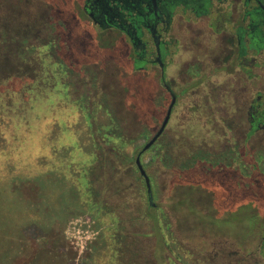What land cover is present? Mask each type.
I'll list each match as a JSON object with an SVG mask.
<instances>
[{"label":"rangeland","instance_id":"1","mask_svg":"<svg viewBox=\"0 0 264 264\" xmlns=\"http://www.w3.org/2000/svg\"><path fill=\"white\" fill-rule=\"evenodd\" d=\"M80 3L81 0H0V29L8 37L16 34L26 37L25 44L35 46L37 50L42 44H51L53 55L41 48L42 56L47 63L51 62V58L58 61L54 74L55 81H59L53 95H40L27 103L24 101L28 98L26 86L33 79L34 68L36 83L43 86L42 75L39 69L36 70L35 61L31 59L30 63L24 64L7 58L0 60V68L5 75L19 78L7 82L8 86L18 91L16 100L19 103L15 105L19 109L27 108L25 113L43 114L35 122V128L33 122L30 131L26 121H21L17 145L4 138L5 132L11 128L10 120H0V148L4 147L5 161L4 172L0 175V237L5 242L3 248L14 250L12 257L1 258L0 264H97L100 254L107 250L108 239L103 231L111 222V214L98 213L93 216L87 211L85 198L89 197L83 172L90 167L98 169L101 164L100 147L105 148V141L91 139L88 123L93 118L91 121L102 136L103 127L113 120L121 128L124 139L132 140L126 146L128 152L134 146H142L150 138L149 134L143 138V128L149 127L148 116L142 115L140 110L137 113L133 105L134 84L145 82L151 92H158L154 88V81L152 84L149 65L141 73L132 72L131 61L124 56V40L116 31H102L92 25L86 16L77 11ZM55 6L64 7L67 10L65 16L75 20L71 31L58 27L53 34L49 27L46 28L45 21L51 13L49 9ZM71 34L70 40L68 37ZM55 35L59 36L57 42ZM69 49L74 51L73 62L68 59L65 62L64 52L67 53ZM66 65L70 70L74 69V80L71 78L72 72L69 76L63 71ZM80 74L84 76L79 77ZM33 80L36 81L35 78ZM62 82L69 85L67 89ZM56 96L57 99L54 98ZM137 98L139 106L140 95ZM90 99L93 101L90 102ZM72 108L79 116L72 128H68L61 122V113L69 112ZM54 116L59 118L55 117V120L60 128L52 124ZM176 128L181 132L180 126ZM244 128L245 125L237 127L236 137L242 136ZM70 130L77 135L79 150L83 151H77L80 155L75 154V136L71 133L65 136L60 134ZM187 136L185 141L173 140L172 144L164 138L172 146L167 153L172 155L176 166L186 157L178 154L183 153L181 142L188 144L191 141ZM111 140L116 141L115 138ZM236 142L235 148L244 152L243 161L249 164L257 161L258 170L253 171L250 166L242 169L245 175H251V179L259 180L260 185L250 188L246 195L231 197L225 204L218 202L225 195L223 187L212 184L215 182L205 177L202 171L206 164L197 166L193 172H174L173 167L160 170L154 183L159 192L156 198L158 202L165 206L168 195L173 199L181 198L179 206L174 201L167 208L173 219L170 228L175 232L181 248L172 244L170 249H165L163 263L169 264L172 259L173 264H264V134L261 131L248 141L237 138ZM208 144L202 151L208 152L206 160L210 161L214 150ZM106 147L107 153L110 152V145L106 144ZM52 148L55 151L52 152ZM63 148L69 149V162L73 161L78 171L82 169L78 177L72 176L65 164L66 159L60 153ZM95 154L99 156L97 159ZM149 154L145 153L143 159ZM108 157L114 163L110 154ZM114 164H121L120 160ZM158 168H161L160 165L154 163L149 170L153 173ZM119 169L120 175L123 174V166ZM94 175L89 172L87 180L90 181ZM172 183L180 184L173 186ZM154 186L152 189L155 192ZM122 211L125 215L130 213L125 209ZM168 240L171 241L166 237ZM153 245L150 239L144 244L149 248L139 255L141 264L146 258H149V263H154L150 257V246ZM168 256L170 259L165 260ZM112 258L102 256L99 264H115ZM154 260L156 264H162L161 259Z\"/></svg>","mask_w":264,"mask_h":264},{"label":"flooded vegetation","instance_id":"2","mask_svg":"<svg viewBox=\"0 0 264 264\" xmlns=\"http://www.w3.org/2000/svg\"><path fill=\"white\" fill-rule=\"evenodd\" d=\"M78 6L77 11L86 16L92 25L120 35L126 46L124 56L131 61L132 72L141 73L148 65L151 69L152 84L154 81L157 93L151 92L145 82L134 84L135 110L148 116L149 127L143 128V138H147V134L150 138L142 145L143 151L147 150L144 145L155 137L164 123L151 145L161 135L171 144L173 140L185 141L187 135V139L191 140L188 144L181 142L183 153L178 155H186L184 160L177 166L170 164L167 169L172 166L184 173L206 164V170L202 169L205 177L215 182L212 184L223 187L225 195L218 202L225 204L231 197L246 195L250 188L260 185L259 180L251 179V175H245L242 169L250 166L253 171L258 170L257 161L253 160L251 164L243 161V150L234 145L237 138L245 142L255 134H261V131L264 134V0H81ZM49 11L45 26L49 27L50 33L55 34L58 27L73 28L75 20L65 16L67 10L64 7L55 6ZM55 38L57 42L59 36L55 35ZM68 39H72V34ZM64 53L65 62L66 59L75 60L72 49ZM73 70L66 65L63 71L69 76L72 72L74 80ZM62 83L67 89L69 85ZM139 95L141 103L137 106ZM74 113L72 118L70 115L61 117V122L68 127L69 120H72L73 126L79 116L76 110ZM55 117L52 124L60 128ZM91 119L88 123L90 136L97 140L98 129ZM243 125L242 136L236 137L235 130ZM176 126L182 128L183 134L176 131ZM186 132L189 134L185 135ZM207 137L210 142H207ZM206 143L214 150L209 163L198 160L193 167L183 166L190 155L199 151L202 153ZM167 145L166 153L172 147ZM152 150L151 155L154 153ZM204 154L207 156L208 152ZM140 155L136 156V165ZM95 157L99 156L95 154ZM154 163L147 168L148 172ZM83 174L89 184V173L85 170ZM152 186L154 183H151V189ZM154 190L153 196L158 197L155 186ZM118 193L121 196L116 197L117 202L121 205L126 201V211L138 217L140 195L137 188L131 185L123 191L120 185ZM166 200L165 213L170 215L167 208L174 201L180 202L181 198L173 199L168 195ZM89 203L87 201L86 207L90 214L97 216L102 212L96 209L89 211Z\"/></svg>","mask_w":264,"mask_h":264},{"label":"trees","instance_id":"3","mask_svg":"<svg viewBox=\"0 0 264 264\" xmlns=\"http://www.w3.org/2000/svg\"><path fill=\"white\" fill-rule=\"evenodd\" d=\"M1 31L2 30L0 29V32ZM3 32L4 31L0 33V60L7 58L9 60L11 59L13 61H20L24 64H28L32 59L36 63V70L39 69V74L42 75L41 80H43V86L40 87L36 83L37 75L34 68L33 79L35 78L36 81L32 79V83L30 82V84H28L27 86L25 85L28 93L26 97L28 98L24 101H27V103H31L40 95H47L46 97L53 95V89L59 83V81H55L56 76L54 74L56 61L51 58V62L47 63V61L44 60L41 51V48H45L46 50H49L50 55H53V53H51L52 45L42 44L41 47H39L40 49L38 48L37 50V47L25 44L27 41L26 37L24 38L23 36H20V34L13 35V37H8L7 33ZM16 32L17 30H15V33ZM140 62L144 61L141 60ZM38 66L39 68H37ZM14 77L18 76L13 75L11 77H8L2 72V68H0V120H10L11 128H9L5 132L4 138L8 142L14 141V145H17L19 141L18 132L20 131L19 125L21 121H26V126L30 131L33 126V122L35 128V122L37 120H40L43 114H34V112L28 113V111L27 113H25L27 108L19 109V107L15 105L16 103H19L16 100V94H18V91L7 85L8 81L19 79ZM50 78L51 80H48ZM57 93H60V91H57ZM30 96L32 97L31 99ZM74 114V108H72L69 112L61 113V117L69 115V117H71V115L74 117ZM71 122L69 120L68 128L72 127ZM103 128L104 132L102 133V136L98 135L97 133L99 137L95 141H105L104 146L105 148H107L106 144L110 145V152L107 153L105 148L100 147L101 164L98 166L97 170V167H90L87 170V173H95V175L86 186L89 199L85 198L86 201L90 202L89 211L96 209V211H102L101 213L103 215H105L106 213L111 214V222L104 227L103 231L104 236H107L108 239V244L106 246L107 250L103 251L100 254L97 260V264H99V260L102 258V256L106 255L112 256L115 264H141L138 258L140 254H142L149 248L147 246L144 247V244L148 243L149 239L154 243L153 246H150V257L154 261L153 264H156L154 258L161 259L162 264H167L163 263L162 259V255L164 254L163 256H165V249H170V247H172V244L174 245V247L181 248V246L179 245V240L175 236V232H172L170 230V225L173 220L172 215H168L167 213H165L164 205L161 202H158V200L156 199L157 195L153 196L151 187L149 189L144 175L140 173L136 165V156L138 155V153H141L139 158L140 164L147 173V178L150 182L149 185L151 186V183H156V179L160 175V170L167 169L170 164H173L172 155L168 156L165 150V146L168 143H166L163 135H161L155 141V143L150 146V148H146L147 150L143 151V146H134V149L131 152H128L126 146L132 140L124 139L122 131L120 130V127L118 125L114 124V122H110ZM70 133L75 136V154H79L78 152L82 153L83 151L79 150L77 135L73 130H70V132L63 131L60 134L61 136H65L66 134ZM114 138L116 139V141L111 140ZM177 143L178 142H175V144ZM151 149H153V155L149 154L146 159H143V155L150 152ZM163 149L165 151H163ZM3 150L4 147L0 148V175L4 172L3 168L5 164V161L3 160ZM53 150L54 149L52 148L51 151L53 152ZM68 150L69 149L63 148V151L60 153H62V155L66 159V163L70 168L69 171L72 173V176L74 174L78 177L81 174L82 169L78 171L77 168H75L74 162H69L67 156ZM199 152L200 153L196 152L190 155V157L186 159L183 166L193 167V165L197 164L196 162L198 160L209 163V161L206 160V156L204 154L205 152ZM108 154H110V157H113L114 163L120 160L121 164L116 166L112 161L109 160ZM75 157L76 156L72 157V160H74ZM153 161L155 163H158L162 167L156 169L153 172L154 174L147 171V168L153 163ZM15 162L17 164L16 160ZM120 166H123V174L121 175L119 171ZM174 172L178 171L175 170ZM120 185L122 186L123 191L127 190L131 185H134L137 188L140 195V204L139 208L137 209L139 210L140 215L138 217H135V215H132L131 213H129L128 215L123 214V217L121 216L123 212L122 210H127L128 205L126 204V201H124L121 205L117 202L116 197L121 196L118 193ZM175 204L179 206V202H176ZM166 237L170 238L172 242L170 240L166 241ZM173 238L175 240H173ZM4 243V239L1 236L0 260L3 257L4 259L12 257L11 253L14 251L13 249L10 250L9 248H3ZM140 244H142L143 246L141 247ZM169 259V256L167 258L165 257V260ZM149 262V258H146L144 264H151ZM168 263L173 264L172 259ZM100 264L102 263L100 262Z\"/></svg>","mask_w":264,"mask_h":264},{"label":"water","instance_id":"4","mask_svg":"<svg viewBox=\"0 0 264 264\" xmlns=\"http://www.w3.org/2000/svg\"><path fill=\"white\" fill-rule=\"evenodd\" d=\"M163 126H164V123L162 124V127H163ZM162 127H161V129H162ZM161 129H160L159 132L155 135V137H153L148 143H146V145L144 146V149L148 148V147L152 144V142L155 140V138H156V137L158 136V134L160 133ZM137 165H138V167H139V169H140V172H141L143 175H145V172L143 171V168H142V166L140 165L139 157H137ZM145 180H146V183H147V185H148V187H149V189H150L149 181H148V178H147L146 175H145Z\"/></svg>","mask_w":264,"mask_h":264}]
</instances>
